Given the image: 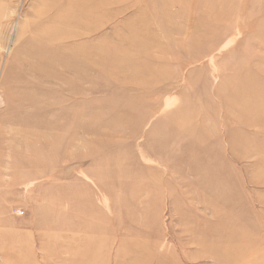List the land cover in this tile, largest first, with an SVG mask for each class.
Listing matches in <instances>:
<instances>
[{
  "label": "rangeland",
  "instance_id": "obj_1",
  "mask_svg": "<svg viewBox=\"0 0 264 264\" xmlns=\"http://www.w3.org/2000/svg\"><path fill=\"white\" fill-rule=\"evenodd\" d=\"M0 264H264V0H0Z\"/></svg>",
  "mask_w": 264,
  "mask_h": 264
}]
</instances>
